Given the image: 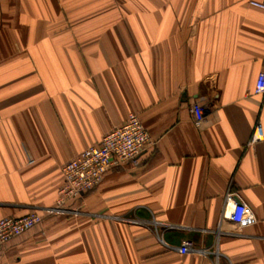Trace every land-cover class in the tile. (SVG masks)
Segmentation results:
<instances>
[{
	"label": "crops",
	"instance_id": "0c3cea01",
	"mask_svg": "<svg viewBox=\"0 0 264 264\" xmlns=\"http://www.w3.org/2000/svg\"><path fill=\"white\" fill-rule=\"evenodd\" d=\"M261 71L264 12L248 0H0V218L54 206L62 165L129 113L151 138L0 264H211L178 254L184 239L264 264ZM227 190L253 225L227 218Z\"/></svg>",
	"mask_w": 264,
	"mask_h": 264
},
{
	"label": "built area",
	"instance_id": "2783aa9c",
	"mask_svg": "<svg viewBox=\"0 0 264 264\" xmlns=\"http://www.w3.org/2000/svg\"><path fill=\"white\" fill-rule=\"evenodd\" d=\"M248 4L264 12V0H248ZM255 93L264 92V72H259L254 88ZM194 124L201 127L204 109L201 105H192ZM263 139L262 129L257 123L253 129L250 143ZM151 138L147 128L136 113H129L126 121L104 134L100 141L79 152L66 161L62 167L63 184L57 192L55 205L43 211L32 210L22 216H5L0 218V248L10 240L22 235L39 225L44 215L66 213L67 201L79 198L83 193L97 187L103 175L111 168L135 161L140 153L150 144ZM236 193L227 190L225 201L229 205L227 218L244 229L256 222L251 207L244 201H234ZM178 254H196L201 257H212L211 264H220V253L214 248L197 247L190 239H184L178 247ZM182 264V263H181Z\"/></svg>",
	"mask_w": 264,
	"mask_h": 264
}]
</instances>
